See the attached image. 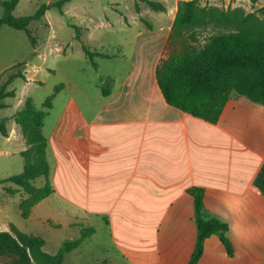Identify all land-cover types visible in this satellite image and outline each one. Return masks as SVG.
<instances>
[{"label": "crops", "instance_id": "crops-1", "mask_svg": "<svg viewBox=\"0 0 264 264\" xmlns=\"http://www.w3.org/2000/svg\"><path fill=\"white\" fill-rule=\"evenodd\" d=\"M183 1L190 0H171L169 6L152 1L163 6L159 12L169 24L157 32L137 31L132 68L107 88V96L100 93L88 102L98 105L90 117L64 112L48 137L43 120L45 183L53 192L23 219L18 205L26 195L16 186H0V232L14 227L39 237L42 250L55 255L81 230L94 229L62 264H187L196 241L189 190L200 188L205 211L228 226L230 254L212 235L197 264H264V195L253 185L264 164V105L232 94L211 124L168 105L156 82L155 70L167 57L164 46ZM199 3L251 12L264 7V0ZM72 106H80L73 97L65 103L66 109ZM22 107L6 116L7 135L0 134V159L5 158L0 181L23 171L21 153L27 145L13 118ZM10 203L18 209L13 218Z\"/></svg>", "mask_w": 264, "mask_h": 264}, {"label": "trees", "instance_id": "trees-1", "mask_svg": "<svg viewBox=\"0 0 264 264\" xmlns=\"http://www.w3.org/2000/svg\"><path fill=\"white\" fill-rule=\"evenodd\" d=\"M249 1L254 5L259 0ZM17 2L11 0L7 10L12 11ZM148 5L153 11H163L158 3L148 2ZM46 9V6H41L34 15L23 18H14L6 13L0 19V27L23 31L30 39L27 29L29 22L43 16ZM207 30L212 32L202 43H198L197 34ZM167 49L171 50H167V57L159 61L155 78L168 105L211 124L217 123L232 94L264 105V7L247 13L240 7L201 5L199 0L180 2L167 40ZM83 52L94 70L98 69L95 58H111L107 53L85 47ZM61 88V85L57 86L54 94ZM99 88L102 96L109 94L103 84ZM54 94L43 102L41 110L36 109L33 101L27 98L13 117L27 145L21 153L23 171L1 180L0 186L14 185L26 195L18 205L23 219L29 216L33 206L53 192L48 181L41 188L35 187L34 181L40 177L47 179L49 175L47 141L42 127ZM11 96L12 93L5 86L0 88V109L5 108L3 101ZM5 122L0 123V134L3 136L7 135ZM253 185L264 195V164ZM7 192L11 193L9 190ZM189 194L193 198L196 241L187 264H197L205 239L212 235L219 237L230 254L227 224L205 211L202 189H190ZM93 232L94 229L81 230L77 240L63 243L55 255H49L42 250L41 238L23 234L11 227V232H0V258H6V264H62L64 256Z\"/></svg>", "mask_w": 264, "mask_h": 264}, {"label": "rangeland", "instance_id": "rangeland-1", "mask_svg": "<svg viewBox=\"0 0 264 264\" xmlns=\"http://www.w3.org/2000/svg\"><path fill=\"white\" fill-rule=\"evenodd\" d=\"M152 1L165 6L171 2ZM152 1L18 0L15 8L8 11L6 7L11 0H0V19L6 13L14 18L32 16L41 6L47 7L43 16L31 20L27 26L31 40L23 31L0 27V88L5 86L12 93L11 97L4 100L7 108L0 110V123L7 120L6 116L14 114L15 107H20L27 98L33 101L36 109L41 110L43 102L54 94V89L59 85H63V90L54 94L52 107L44 119L46 137L53 123L64 112L68 117H90L98 105L87 104L100 96L98 85L112 88L132 68L130 56L137 31L150 27L151 31L157 32L161 26L169 24V17L165 13L150 9L148 2ZM225 6L222 4L221 7L232 8L231 4ZM244 8L245 12H251ZM211 32L207 30L198 33V43H202ZM83 47L118 56L110 59L95 58L98 69L94 70L84 55ZM164 50L167 56V50H171L167 49V42ZM100 79H103L102 83ZM71 97L80 106L66 109L65 103ZM44 183V177L34 181L37 188ZM10 187L15 188L13 185ZM12 199L14 203L18 200L16 196ZM13 205H8L12 218L18 211ZM6 262V258H0V264Z\"/></svg>", "mask_w": 264, "mask_h": 264}]
</instances>
